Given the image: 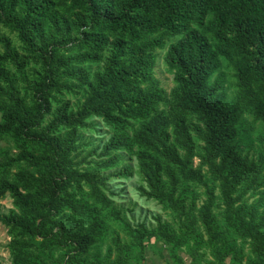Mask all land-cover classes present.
<instances>
[{
    "label": "trees",
    "instance_id": "16d2710c",
    "mask_svg": "<svg viewBox=\"0 0 264 264\" xmlns=\"http://www.w3.org/2000/svg\"><path fill=\"white\" fill-rule=\"evenodd\" d=\"M0 28L18 42L0 32V141L17 149L0 152L10 264H141L155 237L174 264L182 249L190 264H264V153L244 149V115L264 122V0H0ZM162 49L169 90L154 74ZM96 121L109 137L90 149L96 160H76ZM126 155L139 195L176 226L131 224L113 205L101 171Z\"/></svg>",
    "mask_w": 264,
    "mask_h": 264
},
{
    "label": "rangeland",
    "instance_id": "374dc122",
    "mask_svg": "<svg viewBox=\"0 0 264 264\" xmlns=\"http://www.w3.org/2000/svg\"><path fill=\"white\" fill-rule=\"evenodd\" d=\"M0 32L8 34L15 44L18 45L15 35L9 33L6 29L0 28ZM176 37L167 38V40H175ZM168 41V42H169ZM167 42V43H168ZM165 49L158 50V58L154 68V74L159 80L160 84L166 89L169 90L173 85L172 73L167 69L166 65L163 62V55ZM33 66V65H30ZM222 71L224 73V94L227 99H231L234 95L235 86H234V77L233 70L230 66L226 65V62L223 60ZM28 77H32L31 67L27 69ZM63 97L70 100L71 103H75L78 98L81 96V91L79 92H64ZM61 95V97H62ZM245 116L246 126L248 128V134L252 139V146H247L245 151H249L251 155L256 156L257 151L264 153V122L252 120L248 115ZM83 133L81 136V144L77 150L76 160L89 159L96 160L95 156H90L89 151L91 148L96 146L98 143H103L110 135L109 128L104 123L96 121L93 127H87L81 130ZM17 149L13 146L12 142L5 138L0 141V152L4 154L13 155ZM127 156V155H126ZM3 159L2 154H0V160ZM126 164L130 165L131 174L127 177L117 175L118 171L121 170V165ZM199 164L198 158H193V165L197 166ZM86 167V163L82 164ZM203 171L207 170L206 165H201ZM16 170V167H13L12 171ZM108 174L110 177L107 180V185L109 191H112L111 194L105 190L106 195L112 200V203L117 208L121 209L126 217V219L131 223L145 222L147 226H155L156 221L154 218L159 217L161 220L170 222V224H175L170 211L164 208L160 203L153 199H147L139 195L137 186L142 183L141 178L137 172L135 161L133 158L130 159L129 156L126 157L125 163L120 162L119 166L105 169L101 173ZM209 176V174H208ZM202 198L204 188L202 186L198 187ZM215 193L219 195V187H215ZM199 205L200 202H197ZM15 210L12 204V198L9 193H5L4 196L0 197V214L8 213L10 210ZM122 237L124 235L120 234ZM10 237L7 234V228L0 223V264H10V250L8 248ZM109 243L108 240L99 243L96 247H92L90 252L87 254L89 258L99 255L103 256L105 253L106 245ZM183 261L186 264H190L191 257L183 249L179 252ZM210 258V257H208ZM228 261V258L225 259V262ZM141 264H174L170 257L168 256L167 245L160 238H152L151 240L145 242V249L143 259L140 261ZM129 264H137L136 262L130 261Z\"/></svg>",
    "mask_w": 264,
    "mask_h": 264
}]
</instances>
